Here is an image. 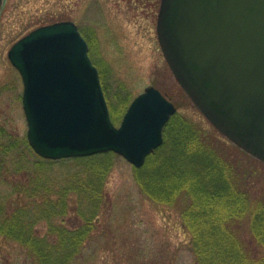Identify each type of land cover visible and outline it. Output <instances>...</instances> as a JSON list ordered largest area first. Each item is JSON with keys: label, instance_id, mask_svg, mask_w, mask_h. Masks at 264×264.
<instances>
[{"label": "water", "instance_id": "obj_1", "mask_svg": "<svg viewBox=\"0 0 264 264\" xmlns=\"http://www.w3.org/2000/svg\"><path fill=\"white\" fill-rule=\"evenodd\" d=\"M4 4L0 0V21ZM157 32L171 70L200 112L264 163V0H161ZM8 57L22 76L27 138L41 157L112 151L141 168L163 144L175 104L148 87L117 126L74 22L31 31Z\"/></svg>", "mask_w": 264, "mask_h": 264}, {"label": "trees", "instance_id": "obj_2", "mask_svg": "<svg viewBox=\"0 0 264 264\" xmlns=\"http://www.w3.org/2000/svg\"><path fill=\"white\" fill-rule=\"evenodd\" d=\"M103 88L117 122L129 100L113 107ZM205 132L175 114L163 145L136 168V181L157 203H183L195 264H264V196L244 190L231 161L207 143ZM118 156L45 159L27 138H14L0 126V187L6 188L0 192V236L20 244L34 264H77L98 227ZM246 218L254 245L239 233L237 224Z\"/></svg>", "mask_w": 264, "mask_h": 264}, {"label": "rangeland", "instance_id": "obj_3", "mask_svg": "<svg viewBox=\"0 0 264 264\" xmlns=\"http://www.w3.org/2000/svg\"><path fill=\"white\" fill-rule=\"evenodd\" d=\"M160 5L161 0H5L0 21V126L14 138H27L24 84L9 60L11 47L39 26L74 21L91 42L90 55L113 107L125 98L131 103L147 87L161 89L179 115L208 132L205 140L231 161L244 190L264 196V163L213 132L171 70L157 34ZM106 190L98 227L77 264H195L183 203H157L144 195L135 166L122 156L115 159ZM0 192L6 188L0 187ZM237 226L241 237L254 245L247 218ZM0 264L34 262L20 244L0 236Z\"/></svg>", "mask_w": 264, "mask_h": 264}]
</instances>
